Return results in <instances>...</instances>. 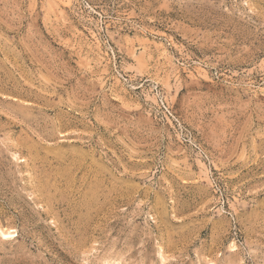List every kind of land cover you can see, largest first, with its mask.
<instances>
[{"label":"rangeland","instance_id":"rangeland-1","mask_svg":"<svg viewBox=\"0 0 264 264\" xmlns=\"http://www.w3.org/2000/svg\"><path fill=\"white\" fill-rule=\"evenodd\" d=\"M0 264H264V0H0Z\"/></svg>","mask_w":264,"mask_h":264},{"label":"bare ground","instance_id":"bare-ground-1","mask_svg":"<svg viewBox=\"0 0 264 264\" xmlns=\"http://www.w3.org/2000/svg\"><path fill=\"white\" fill-rule=\"evenodd\" d=\"M14 233H16V232L13 229L3 230V229L0 228V234H2L3 237L11 239L12 237H14Z\"/></svg>","mask_w":264,"mask_h":264}]
</instances>
